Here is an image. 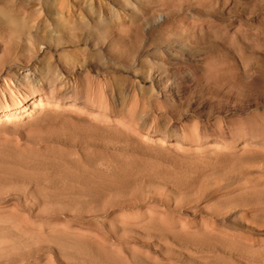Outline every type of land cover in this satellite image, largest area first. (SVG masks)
<instances>
[{"label": "rangeland", "instance_id": "374dc122", "mask_svg": "<svg viewBox=\"0 0 264 264\" xmlns=\"http://www.w3.org/2000/svg\"><path fill=\"white\" fill-rule=\"evenodd\" d=\"M0 264H264V0H0Z\"/></svg>", "mask_w": 264, "mask_h": 264}]
</instances>
